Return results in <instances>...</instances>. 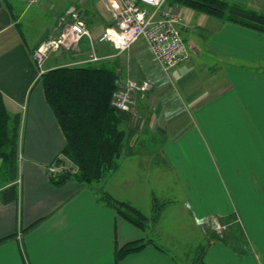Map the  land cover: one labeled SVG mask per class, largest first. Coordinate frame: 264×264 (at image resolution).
<instances>
[{
    "label": "crops",
    "instance_id": "1",
    "mask_svg": "<svg viewBox=\"0 0 264 264\" xmlns=\"http://www.w3.org/2000/svg\"><path fill=\"white\" fill-rule=\"evenodd\" d=\"M97 1L104 6L102 0H78L57 16L64 17L72 5L85 4L87 14L81 9L94 39L92 45L84 38L81 49L86 57L67 65L112 68L119 74L118 85L128 78L151 84L146 96L137 98L136 115L122 113L127 153L108 192L135 205L118 189L135 183L134 174L124 169L150 166L148 153L159 154L180 183L201 185L202 177L192 169H177L176 160L205 154L225 182L231 209L221 217L236 222L239 216L244 230L238 227L242 241L212 242L204 261L264 264V34L182 0H169L179 5V28L188 34L183 38L190 58L166 72L143 40L121 54L111 43L99 41L110 23L101 18ZM226 1L264 15V0ZM29 8L26 0H0V92L9 112L22 115L20 198L8 204L0 198V264H116L117 246L142 239L149 244L119 264H185L167 245L147 239L149 228H137L119 215L93 185L50 182L48 167L67 141L46 100L34 50L56 29L49 23L36 36L24 32L22 20ZM93 53L98 59L91 61ZM56 66L48 64L45 70ZM196 198L198 203H190L191 218L200 225L205 217L199 203L203 198ZM192 258L188 264H193Z\"/></svg>",
    "mask_w": 264,
    "mask_h": 264
},
{
    "label": "trees",
    "instance_id": "2",
    "mask_svg": "<svg viewBox=\"0 0 264 264\" xmlns=\"http://www.w3.org/2000/svg\"><path fill=\"white\" fill-rule=\"evenodd\" d=\"M191 7L221 20L231 21L264 34V15L227 2L226 0H182ZM46 100L57 118L67 144L54 160L65 165L55 174L48 173L50 182L62 186L69 181L91 185L121 166L126 132L121 128L123 112L112 105L118 89L119 74L112 68L92 63L59 65L40 75ZM22 115L11 114L0 92V198L5 204L18 202L20 136ZM62 157V158H61ZM70 162L67 163L65 159ZM113 208L126 221L147 230L151 218L128 201L104 193ZM154 198L152 221H158L163 204ZM151 242V241H150ZM148 241L127 243L115 249V263L142 251ZM208 246L196 252L193 264H207L204 255Z\"/></svg>",
    "mask_w": 264,
    "mask_h": 264
},
{
    "label": "rangeland",
    "instance_id": "3",
    "mask_svg": "<svg viewBox=\"0 0 264 264\" xmlns=\"http://www.w3.org/2000/svg\"><path fill=\"white\" fill-rule=\"evenodd\" d=\"M76 1L78 0H41L40 3H31L30 0H26L30 8L22 20V30L36 36L49 23H52V26L55 25L54 31L58 28L63 15L57 17L58 14L65 10L69 4H75ZM97 2L99 10L103 11L101 18L106 22L109 20V27L114 25L113 14L106 7L104 1L105 7L100 1ZM171 4L179 6L176 3ZM180 5H182L181 7L184 6L182 3ZM80 6L86 13L85 4L80 3ZM182 35L186 38L188 34L185 31L182 32ZM83 56L85 58L86 54L83 53L81 47L77 50L56 51L49 56V60L44 64L43 68H47L48 64L52 63L53 65L73 63V61L79 60ZM133 118L135 117L133 116ZM125 151L126 145L122 153L121 163L124 156H126L127 152ZM180 156H183V154H180ZM148 157L150 161L149 167L143 164L140 167L136 166L135 169H124L127 174H134L135 183L130 188L118 189L119 195L127 198L130 197L138 207L134 206L140 209L147 217L151 218L148 226L149 230L146 231L147 239L154 240L159 245H167V247L171 248L169 251L173 252L178 257L177 259H180L185 264L189 263V256L195 257L196 252L204 246H208V250L212 242L230 244L235 243L236 239L243 240V237L237 233L239 231L238 227L244 230L241 218L237 216L236 222H233V218L221 217L222 213L225 214L230 206L227 199L225 182H221V178H218L220 174L216 169L215 171L212 169L211 160L207 155L197 154L196 156L195 154H187L185 158L181 157L176 160L177 169H181L182 172L192 169L191 171L197 177H202L204 181L200 182L201 185L184 183L182 180V183H180L177 179L176 171L168 167L167 164H163L159 154L157 157L154 153H148ZM115 172H110L102 181L91 184L95 191L99 193V196H104V193L108 192L112 184L115 183L114 176H117ZM117 174H120L119 176L122 175L121 172ZM109 175L113 177L107 179ZM156 196L159 202L163 204V207L158 221H152L154 215L153 204ZM197 196L198 198H203L199 203L205 212L203 214L205 217H203L200 225H197L194 219L191 218L190 203L192 205H194L195 201L198 203V200H196ZM197 210L201 212V210ZM207 214H213V216L206 217ZM213 220L226 225V229L223 231L221 237L213 229ZM187 253L189 256H186Z\"/></svg>",
    "mask_w": 264,
    "mask_h": 264
},
{
    "label": "built area",
    "instance_id": "4",
    "mask_svg": "<svg viewBox=\"0 0 264 264\" xmlns=\"http://www.w3.org/2000/svg\"><path fill=\"white\" fill-rule=\"evenodd\" d=\"M102 1L112 12L114 25L105 29L99 41L111 43L118 54L126 52L135 43L143 40L166 72L190 58V48L179 28L183 17L176 5L171 4L169 0ZM30 2L36 3L38 0ZM84 38H88L93 45L94 39L82 9L72 5L61 18L56 31L44 38L34 50L39 75L46 71L43 66L53 52L80 49ZM97 59L93 53L91 61ZM150 89L149 82L128 78L115 91L112 105L121 112L135 115L137 98L145 97ZM64 159L67 163L70 162ZM64 166L52 163L48 167V173L55 174ZM213 227L220 237L226 229V225L217 220H213Z\"/></svg>",
    "mask_w": 264,
    "mask_h": 264
}]
</instances>
